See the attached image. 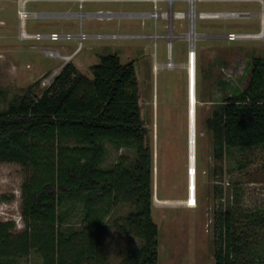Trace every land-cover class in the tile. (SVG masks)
I'll list each match as a JSON object with an SVG mask.
<instances>
[{"label": "rangeland", "instance_id": "rangeland-1", "mask_svg": "<svg viewBox=\"0 0 264 264\" xmlns=\"http://www.w3.org/2000/svg\"><path fill=\"white\" fill-rule=\"evenodd\" d=\"M16 1L0 0V111L28 93L40 97L67 63H73L82 74L92 79L91 68L98 65L103 56L117 54L123 64L135 61L152 147V215L159 229V264H216V222L220 212L233 205L235 193L242 196L240 204L247 210L264 207V147L231 150L223 160L217 161L214 158L213 133L206 122L228 97L246 89L250 80L248 64L253 58H264V44L256 42L255 38L228 41L206 35H227L230 32L261 34L262 30L255 26H260L258 20L264 19V10H261L264 4L256 3L260 0L239 3L195 1L196 13L205 11L215 15L217 12L210 11L236 10L240 19L201 20L195 17L197 55L192 68L188 66V41L176 39L174 35L186 34L188 22L181 26V22L175 21V29L171 27L166 40L90 38L81 46L78 41H26L18 38L21 27ZM189 1L176 0L169 13L170 19L174 20L176 12L188 13ZM158 6L160 12L168 10L164 0ZM79 10V4L70 0H37L27 7L29 13L75 14ZM98 10L137 14L153 11L154 5L142 0H89L84 4V13ZM82 23L83 31L93 36L160 35L167 32L166 21L159 20L155 24L149 18L127 16L102 21L87 17ZM79 24L75 17H43L29 19L26 30L28 33L56 31L77 34ZM168 41L172 42L171 54ZM43 49L60 50L62 56L76 51L79 55L76 61L74 57L66 61L63 57L46 55ZM171 60L173 65L185 62L184 70L168 66ZM77 61L80 64L77 65ZM155 61L166 65L157 71ZM121 156L133 158V148L104 142L100 169L106 172L113 170ZM190 167L194 170V182ZM26 179L27 173L21 164L0 163V196L9 198L0 203V220L13 221L17 232L25 228L21 197ZM191 183L195 186L196 205L188 207L178 201L190 199L193 193ZM101 197L98 191L88 195L73 193L67 199L63 198L59 207L62 226L79 228L89 211L100 216L104 214ZM156 198L163 203H157ZM134 211L135 207L126 203L108 210L104 234L111 264H120L125 254L144 244L141 239L118 231ZM244 224L245 230L249 231L248 222ZM253 237L249 242L254 240ZM259 254L262 256L260 260H264V247ZM255 259L249 257L247 264H264L260 260L255 262ZM7 264L44 263L42 257L33 251L30 257L9 260Z\"/></svg>", "mask_w": 264, "mask_h": 264}, {"label": "trees", "instance_id": "trees-1", "mask_svg": "<svg viewBox=\"0 0 264 264\" xmlns=\"http://www.w3.org/2000/svg\"><path fill=\"white\" fill-rule=\"evenodd\" d=\"M248 68L246 89L228 97L206 122L217 161L231 150L264 147V58H253ZM91 71L92 79L67 63L40 97L28 93L0 111V163H19L27 173L21 205L25 228L17 232L13 221L0 220V264L28 258L33 251L44 264H111L104 224L108 210L123 203L135 211L118 231L144 244L120 264H159L152 147L136 63L107 55ZM104 142L133 148V158L121 156L113 170L103 171ZM98 191L104 214L89 211L79 228L62 226L63 198ZM241 197L235 193L233 205L216 222V264L262 258L264 207L247 210ZM7 199L0 196V203Z\"/></svg>", "mask_w": 264, "mask_h": 264}, {"label": "built area", "instance_id": "built-area-1", "mask_svg": "<svg viewBox=\"0 0 264 264\" xmlns=\"http://www.w3.org/2000/svg\"><path fill=\"white\" fill-rule=\"evenodd\" d=\"M71 2L78 3L79 4V12L78 13H54V14H49V13H29L27 11V7L30 3L37 2V0H17V15H18V20L21 29L19 30V38L21 40H26V41H39V42H56V43H67L71 41H78L79 45L90 38H95V39H100V40H124V39H164L166 40L167 38V33L169 30L172 28L175 29V21L181 22V26H184L185 22H188V32L186 34H174L176 39H183L187 40L189 43V52H188V62L191 64L194 59L196 60V53H195V36H191L192 31L194 34L195 33V18L192 19L189 17V13L194 10L195 11V3L190 2L189 5V12H176L174 13V20L170 19L169 13L170 10L174 8V4L176 0H164L168 6V10L164 12H160V8L158 4L162 0H142L144 2H151L154 5V10L148 13H115L111 10H98L97 12L94 13H84V4L88 2L89 0H70ZM197 1V0H196ZM195 2V1H194ZM201 17H216L218 16L217 14H210V13H200L199 14ZM66 17V18H78L80 21L79 24V32L77 34H74L72 32H56V31H51V32H36V33H28L26 28H27V21L29 19H34L37 20L39 18L43 17ZM135 17V18H149L157 24L159 20L166 21L165 28L167 30L166 34H153V35H137V34H97V35H88L83 31V20L87 17H92L96 18L98 20L102 21H110L113 20L114 18L117 17ZM175 33V32H174ZM250 34H237V33H228L225 37L228 41H237V40H244L248 39ZM257 36H260L259 34ZM187 38V39H185ZM171 48H172V42L168 41V51L171 54ZM80 48L77 49V51ZM44 53L52 58L56 57H63L66 61L71 60L76 52L70 55H65L62 56L63 53L60 50H54V49H43ZM42 50V51H43ZM188 63V64H189ZM189 72V71H188ZM189 146L191 147V140ZM191 154L192 151H190V159H191Z\"/></svg>", "mask_w": 264, "mask_h": 264}, {"label": "crops", "instance_id": "crops-1", "mask_svg": "<svg viewBox=\"0 0 264 264\" xmlns=\"http://www.w3.org/2000/svg\"><path fill=\"white\" fill-rule=\"evenodd\" d=\"M241 1H243V0H220L219 2H225V3H239V2H241ZM248 1V0H247ZM250 1H252V0H250ZM261 2H256L257 4L258 3H262V5L264 4V0H260ZM262 9L261 10H264L263 8L264 7H261ZM205 11H199L198 13L200 14V13H204ZM210 12H217V14H218V16H216V17H201L200 15L198 16V19H201V20H212V19H216V20H235V19H240V18H238V14H240V13H238V12H236V10H223V11H210ZM260 12V11H259ZM242 19H244V18H242ZM259 21V24H260V26H258V25H256L255 27H257L258 29H259V31L260 30H262L261 32V34H259L260 36H259V38H255V41L256 42H258V43H262V44H264V19H261V20H258ZM261 21V22H260ZM230 33H233V32H230ZM206 36H214V37H216V38H225L226 39V35H216V34H214V35H206ZM18 38H19V36H18ZM246 40V39H245ZM79 55V53H77L75 56H74V60L76 61V58H77V56ZM77 63V65L78 64H80V63H78V61L76 62ZM184 65H185V62H179V63H177V64H174V70H180V71H183L184 70ZM155 70H157V71H160L162 68H163V66H165V64H163V63H159V62H157V61H155ZM61 71V70H60ZM60 71H59V73H60ZM58 73V72H57ZM59 74H57V76H58ZM56 77V76H55ZM54 77V78H55ZM54 80V79H53ZM191 121L193 122V118L191 117ZM192 124V123H191ZM191 182V181H190ZM190 193H191V190H190ZM195 196V195H194ZM21 199H22V197H21ZM185 202L186 200H179L178 202L179 203H181V202ZM21 204H22V202H21ZM184 205H187V204H184ZM188 207H193V206H189V205H187Z\"/></svg>", "mask_w": 264, "mask_h": 264}, {"label": "bare ground", "instance_id": "bare-ground-1", "mask_svg": "<svg viewBox=\"0 0 264 264\" xmlns=\"http://www.w3.org/2000/svg\"><path fill=\"white\" fill-rule=\"evenodd\" d=\"M194 1H196V0H190V2H192V3H194ZM189 17L190 18H192V19H194L195 17H198L199 16V14L198 13H196L194 10H192L189 14ZM192 35L191 36H195V34L193 33V31H192V33H191ZM249 38H259V36H257V35H255V34H253V35H250L249 36ZM166 65V64H165ZM168 66H170L171 68L174 66L173 65V62H172V60L171 61H169L168 62ZM188 66H191L192 68H193V62L190 64H188ZM193 111V110H192ZM191 111V112H192ZM190 171H191V174H192V182H194L193 180H194V170H193V167L191 168L190 167ZM189 171V172H190ZM191 189L193 190V193L190 195L191 197H190V199L189 200H187L186 202H181L182 204H187V205H189V206H195L196 205V199H195V196H194V189H195V186H194V183H191ZM156 202L157 203H163L162 201H160L158 198H156Z\"/></svg>", "mask_w": 264, "mask_h": 264}]
</instances>
